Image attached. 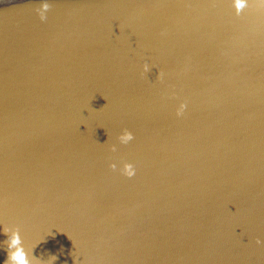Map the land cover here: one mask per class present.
Wrapping results in <instances>:
<instances>
[{
  "label": "water",
  "instance_id": "obj_1",
  "mask_svg": "<svg viewBox=\"0 0 264 264\" xmlns=\"http://www.w3.org/2000/svg\"><path fill=\"white\" fill-rule=\"evenodd\" d=\"M39 3L0 6V264L5 228L30 264H264V4Z\"/></svg>",
  "mask_w": 264,
  "mask_h": 264
},
{
  "label": "clouds",
  "instance_id": "obj_2",
  "mask_svg": "<svg viewBox=\"0 0 264 264\" xmlns=\"http://www.w3.org/2000/svg\"><path fill=\"white\" fill-rule=\"evenodd\" d=\"M10 0H0V6L6 5L9 3ZM262 4H264V0H260ZM247 5V0H233V7L236 10V14L239 15L241 10ZM51 8V4L49 3V0H40L39 5L35 8V11L41 21H45L47 19V13ZM143 72H148L150 70V66L147 62L143 64ZM143 75V73H142ZM164 73L163 71H159L157 78L159 80H163ZM173 95H175L173 93ZM187 107L186 102H181L179 106L176 109V115L182 116L184 114V111ZM120 144L127 145L130 141L134 139V135L131 131L128 129H123L122 132L117 137ZM111 149L113 152L116 151V145L113 144L111 146ZM109 167L113 170L117 169L116 163H111ZM120 172L131 178L135 175L136 169L134 165L131 162H123L122 166L120 167ZM4 232L7 234V239L5 241L6 247H7V258L4 262V264H30L29 260L27 259V253L24 251L23 245L21 243V237L19 229H11V228H5ZM257 244H260L261 241L257 239ZM51 261H55L57 257L55 255H50L48 257ZM34 259L37 260L38 264H40L39 259L34 257Z\"/></svg>",
  "mask_w": 264,
  "mask_h": 264
}]
</instances>
